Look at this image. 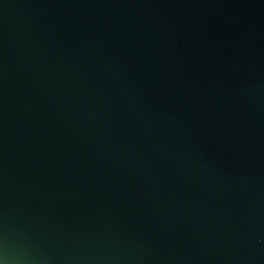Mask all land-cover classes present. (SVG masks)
I'll return each instance as SVG.
<instances>
[{
  "label": "water",
  "instance_id": "1",
  "mask_svg": "<svg viewBox=\"0 0 264 264\" xmlns=\"http://www.w3.org/2000/svg\"><path fill=\"white\" fill-rule=\"evenodd\" d=\"M0 259L264 264V0H0Z\"/></svg>",
  "mask_w": 264,
  "mask_h": 264
},
{
  "label": "clouds",
  "instance_id": "2",
  "mask_svg": "<svg viewBox=\"0 0 264 264\" xmlns=\"http://www.w3.org/2000/svg\"><path fill=\"white\" fill-rule=\"evenodd\" d=\"M0 264H6V261L3 259H0Z\"/></svg>",
  "mask_w": 264,
  "mask_h": 264
}]
</instances>
